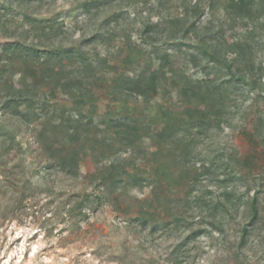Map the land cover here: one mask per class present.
I'll return each instance as SVG.
<instances>
[{"label":"rangeland","instance_id":"374dc122","mask_svg":"<svg viewBox=\"0 0 264 264\" xmlns=\"http://www.w3.org/2000/svg\"><path fill=\"white\" fill-rule=\"evenodd\" d=\"M88 1L95 0H0V41L19 40L41 52L73 46L90 57L105 60L100 65L95 62L93 71L84 72L83 76L84 91H90L93 104L92 111L89 104L82 111L92 112L93 121L80 129V136L71 142L82 159L76 177L59 171L49 173L47 165L51 158L44 146L52 142L59 155L60 147L68 141L67 118L77 117L75 101L60 91L49 94L52 84L44 80L34 97L36 102L45 99L50 106V120L42 125L40 120L26 123L7 116L1 109L0 98V264H169L168 253L184 236L147 237L137 228L128 227L129 217L135 215L141 200L150 196V188L128 186L120 196L122 210L119 212L111 204L96 202L94 196L98 189L94 175L117 159L123 162L143 159L136 163L143 168L144 177H150L154 169L155 160L151 163L150 159H159L165 168L178 175L186 174L182 163L176 160L181 159L180 152L173 153L171 145L157 146L153 139L143 136L137 149L128 151L110 130L105 133L100 124L101 119L125 109L142 123L159 128L163 123L162 109L184 110L188 99L179 100V89L173 88L170 81L149 101L128 98L124 107L125 99L118 87L122 77L132 76L148 63L157 65L152 47L159 53L164 50L176 53L180 68L177 82L182 83L184 75L192 80L201 79L203 74L189 62L186 48L180 46L178 53L176 44L181 39L171 36L173 29L169 21L185 12L191 19L202 13L196 23L200 33H205L210 40L215 31H222V43L224 40L247 43L244 57L253 61L257 85L262 83L259 88L241 84L236 71L243 67V62L234 64V76L226 68L207 64L211 77L219 82L229 81L225 84H228L230 115L220 130L197 136L195 156L189 159H200L196 168L202 162L216 160L214 165L225 161L242 172L244 184L231 186L242 194L250 189L247 197L257 191L263 218L254 226L242 250L237 248V241L242 225L248 221L242 212L226 222L223 236L216 231L212 236L200 234L186 241L182 250L189 264H264V11L258 20L238 26L226 22L223 6L226 0H109L101 8L91 6L85 10L82 5ZM110 15H117V20L103 23ZM33 20H50L60 34L50 38L38 36ZM148 23L158 24L161 30L154 34L153 44L142 40ZM98 32L109 37L106 44L90 40ZM187 41L197 43L195 38ZM234 57L233 53L227 55L228 61ZM10 65L3 77L7 83L14 84L24 71L30 74L34 70L39 75L42 69L40 63L32 61L16 68L15 64ZM59 67L62 77H69L78 73L79 64L64 59ZM42 127L46 136L38 141L37 134ZM153 151H158L156 156ZM222 168L213 167L216 177ZM162 178L161 201L170 191L166 179ZM216 183V179L203 177L201 180L206 191H215ZM184 190V183L179 180L172 188V195H182Z\"/></svg>","mask_w":264,"mask_h":264},{"label":"trees","instance_id":"16d2710c","mask_svg":"<svg viewBox=\"0 0 264 264\" xmlns=\"http://www.w3.org/2000/svg\"><path fill=\"white\" fill-rule=\"evenodd\" d=\"M108 3L109 0H95L85 2L82 6L88 10L91 6L101 8ZM223 6L226 22L238 26H247L249 22L258 20V17L263 13L264 0H226ZM201 14L198 12L194 19H191V16L185 12L182 16L172 18L169 21L171 29H173L171 36H177L181 39L176 44L179 49L178 53L181 52L180 46L186 48L184 49L189 62H193V66L200 69L203 74L201 79L192 80L184 75L182 83L177 82L176 75L180 68L176 53L168 50L159 53L155 47H152L158 61L157 65L148 63L145 68L135 72L132 76L122 77L118 87L120 94L125 99L122 101V107H124L128 98H135L136 100L142 98L143 101H149L157 96L162 89L164 90V86L170 81L173 88L179 89V100L188 99L185 101L184 110L179 112L162 109L163 123L159 128H152L151 125L142 123L139 117H136L134 113L125 111V109L107 119L100 120L105 133L110 130V133L124 146L125 150L134 151L142 137L147 136L153 139L157 146L166 143L173 147L171 148L173 153L180 152L179 157L181 159L176 160L179 164L182 163L186 172L185 175H178L174 170L165 168L159 159H148L151 163L155 160L150 177H144L142 175L143 168L136 163V160L143 159H135L132 162H123L122 159H117L111 161L109 165L94 175V183L98 189L94 196L96 202L98 204H111L114 210L119 212L122 210L119 201L120 196L128 186L133 188L147 186L150 188V196L142 199L135 215L129 217L128 227L137 228L140 234H145L147 237L170 238L175 234L184 236L183 240L174 243L168 253L166 260L169 264H189V258L182 250L186 241L204 233L212 236L214 231L223 236L226 222L241 212L246 214V218H248V221L240 229V236L237 241V248L242 250L247 245L248 237L251 235L254 226L258 225L263 218L258 192L255 191L252 197H247L246 194L250 192V189H246L245 194H242L237 192V187L231 186V184L240 185L242 182L244 184L245 179L241 175L242 172L230 166L229 162L222 161V164L214 165L216 160H211L208 164L202 162L200 167L196 168L195 164L200 159H189L195 156L198 147L197 136L220 130L230 115L228 84H225L229 81L219 82L216 78L211 77L207 64L211 63L218 69L226 68L232 76L238 72L241 84H247L251 88H259L262 85V83L257 85L258 83L254 78L253 61L244 57L247 43L225 40L222 43L220 41L223 35L222 31H215L214 38L210 40L205 33H200V26L196 23ZM114 20H117V15H110L104 19L103 23L110 24ZM33 21V28L38 36L50 38L52 35L57 37L60 34L50 20ZM160 31L158 24H146L142 33L143 42L153 44L154 34ZM191 38L197 40L195 45L187 41ZM93 39L106 44L109 37L105 33L98 32L90 40ZM223 45L225 48H222ZM190 48L195 49V51H189ZM0 52L1 109L7 116L17 117L26 123L32 120H40V123L44 125L48 122L50 120L48 117L50 106L46 105V100L34 101V97L39 92L37 87L44 80L52 84L49 94L54 95L56 91H60L67 94L77 104V117L72 119L69 116L67 118V124L69 123L71 129L66 130L68 141L60 147L59 155L57 156L55 153L52 142H46L44 145L49 158H51L48 159L49 164L47 165L49 173L59 171L76 177L82 159H79V152L72 148L71 142L80 136V129H84L93 121V114L90 112L92 111L91 104H93L90 98L91 93L84 91V81L86 80L83 76H85L84 72L93 71L95 62L100 65L105 60L99 56L90 57L81 48L73 46H61L41 52L35 46H28L22 41L12 39L0 41ZM229 53L235 55L231 61H228L227 58ZM64 59L79 64L77 74L62 77L59 73L62 69L59 66ZM27 61L40 63L42 65L41 73L38 75L37 71L33 70L32 73L28 74L24 71L17 84H14L13 81L8 83L4 81L3 76L10 64L12 67L15 64L16 68L22 63L26 65ZM236 63H242L243 67H239L236 72H233L232 68ZM88 104L91 105V110L83 113V106ZM37 135V140L42 141V138L46 136L45 128L42 127ZM157 152L153 151L152 154L156 156ZM97 162L99 161L97 160ZM213 167L217 169L223 167L222 172L217 174V177ZM163 176L167 181V186H170V191L161 201L160 189ZM203 177L211 180L216 179L217 189L206 191V187L201 184ZM179 180L184 183L185 190L182 195L174 196L172 195V188L177 186ZM123 212L128 213L126 210Z\"/></svg>","mask_w":264,"mask_h":264}]
</instances>
